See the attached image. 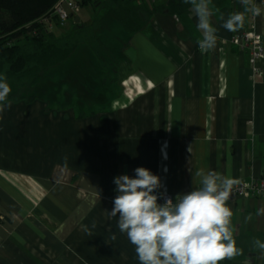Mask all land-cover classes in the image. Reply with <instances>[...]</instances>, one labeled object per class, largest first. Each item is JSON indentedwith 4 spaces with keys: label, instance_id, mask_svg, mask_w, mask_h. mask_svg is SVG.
Segmentation results:
<instances>
[{
    "label": "crops",
    "instance_id": "0c3cea01",
    "mask_svg": "<svg viewBox=\"0 0 264 264\" xmlns=\"http://www.w3.org/2000/svg\"><path fill=\"white\" fill-rule=\"evenodd\" d=\"M139 1L147 16L154 11L141 31L105 25V38L118 40L107 44L120 48L117 79L127 75L101 99L88 98L100 99L101 109L80 111L79 97L62 112L10 102L0 113V264H139L100 201L115 193L116 176L135 177L137 167L160 177L157 195L175 197L200 186L201 168L244 182L264 179V62L254 82L248 51L222 44L236 31L225 30L219 16L242 12L240 0H212L219 39L207 52L198 46L190 4ZM252 23L264 39V12L255 21L247 13L237 31ZM228 205L243 251L222 264H264L253 243L264 242V215H257L264 201Z\"/></svg>",
    "mask_w": 264,
    "mask_h": 264
},
{
    "label": "clouds",
    "instance_id": "9594fccd",
    "mask_svg": "<svg viewBox=\"0 0 264 264\" xmlns=\"http://www.w3.org/2000/svg\"><path fill=\"white\" fill-rule=\"evenodd\" d=\"M197 17L201 37L197 43L202 52L216 47L219 37L212 17L217 9L212 0H184ZM242 12H234L222 27L231 32L242 28L246 14L261 16L264 9L254 0H240ZM12 92L7 77L0 75V113L11 107ZM135 177L127 174L114 178L117 195L113 200L110 217L117 218V227L134 245L139 264H222L242 254L237 246L232 227L233 211L228 205L239 180L203 168L196 171L200 186L179 194L175 201L164 193L157 195L161 179L145 167H137ZM164 197L163 204L158 201ZM257 215H264L261 209ZM251 219V216H249ZM115 240V235L112 236ZM254 246L264 251V242L254 239Z\"/></svg>",
    "mask_w": 264,
    "mask_h": 264
},
{
    "label": "trees",
    "instance_id": "16d2710c",
    "mask_svg": "<svg viewBox=\"0 0 264 264\" xmlns=\"http://www.w3.org/2000/svg\"><path fill=\"white\" fill-rule=\"evenodd\" d=\"M60 1L0 0V75L6 76L7 83L16 89V93L9 96V102L31 105L42 100L27 97L40 85L47 72L55 70L57 73L67 63L71 67L66 69L71 70L67 79L81 75L84 63L79 61L71 64L72 58L80 51L92 55L88 62V72L91 73L88 86H99L97 83L102 69L101 65L93 64V54L96 52H93V48L97 43L104 45L102 39L106 36L107 22L114 21L127 33L134 35L142 30L148 18L154 14L152 10L148 12L149 16L143 13L139 0H80L81 11L93 8L91 22L84 24L80 13L66 27H61L56 19L49 18L50 12ZM78 17L79 22H76ZM61 30L65 33H61ZM113 66L117 70V59ZM62 72L59 75L63 76ZM77 86L80 88V85ZM88 86L85 84L87 91ZM77 104L82 105L83 102Z\"/></svg>",
    "mask_w": 264,
    "mask_h": 264
},
{
    "label": "rangeland",
    "instance_id": "374dc122",
    "mask_svg": "<svg viewBox=\"0 0 264 264\" xmlns=\"http://www.w3.org/2000/svg\"><path fill=\"white\" fill-rule=\"evenodd\" d=\"M93 14H94L93 8L85 9L81 13L82 22L84 24H89L92 20ZM68 28L69 27H67V29ZM60 32L65 33L64 30H61ZM114 35L116 37H118L119 40L121 39V37L118 36L117 33H114ZM102 40H103L104 45L97 43V45L94 46V48H93V52H94V50H96V52L94 54H93V52H91L93 54V64L101 65V69H102V73H100V79L97 83V84H99V86L96 85L95 88L88 86L89 83H91L90 82L91 80H89V78L91 77V73L88 72V69L90 68L88 66L89 65L88 62H89V59L92 57V55L80 51L75 58H72L74 60H73V62H71V64H76L79 61L84 63V66L82 67L83 72H81V75H76L70 79H67L68 73L70 74V72H71V70L66 71L67 68L68 69L71 68V67H69L70 64L67 63L65 66H63L62 70L57 72V73H55V70L47 72L46 75L44 76L43 80L41 81L40 85L34 90V92L29 93L27 98H29V99L38 98V99H42L44 101H47V103L43 102L42 100H40V101L38 100L36 102L46 103V105H47V107H45L46 110H48V111L51 110L53 112H62V111L68 110V108H71L72 105H74L73 99L79 98V97H80L79 100L84 99L83 104L82 105L80 104L78 106V109L80 111L91 110V109H93V111L94 110L98 111L99 109H101L102 106L105 104L100 102V99L102 98V96H98V94H100L102 91L106 94L109 93V92H107V90H109L108 85L110 83L116 84L118 81L123 82L121 80L125 79L124 77H125V75H127V73L125 75L123 74L124 76L121 77V80L117 79V74H116L117 70L113 66V62L117 58L120 57V55H119L120 48H112L111 46H109L107 44V41H110V40L118 41L117 38H104L103 37ZM88 48H86V50ZM88 50L92 51L90 48ZM60 72H62L61 74H63V76L59 75ZM76 73H78L77 70H76ZM77 77H78V79H77ZM76 79L79 80L78 84H77ZM102 80H103V83H102ZM85 84L89 87V91L85 90ZM77 85H80V88H78ZM11 89H12V92H11L10 96L14 95L16 93V89L13 86L11 87ZM93 94H96L95 97H100V99H98V101L96 103H93L92 101H89V103H88V98H92ZM36 102H34V103H36ZM33 104H31V105H33ZM16 105H18V104H16ZM27 106H29V105H27ZM86 106L88 107V109ZM79 110L77 112H79ZM80 114L82 115L83 113H80ZM77 116L75 115V117H77ZM97 152L100 154H103L102 151H97ZM99 159H102V156H101V158L97 157V163H100ZM116 195H117V193L115 192L112 195V197L103 198L100 200V201L104 202L103 216H104L106 222L117 223V218H112V217H110V214H109V212L112 210V208L114 206L113 200H114ZM99 217L100 216L98 215L97 220Z\"/></svg>",
    "mask_w": 264,
    "mask_h": 264
},
{
    "label": "built area",
    "instance_id": "2783aa9c",
    "mask_svg": "<svg viewBox=\"0 0 264 264\" xmlns=\"http://www.w3.org/2000/svg\"><path fill=\"white\" fill-rule=\"evenodd\" d=\"M80 0H61L54 9L50 12L49 18L56 19L61 27H66L70 21L81 13ZM254 3L261 7L264 6V0H254ZM258 16H253V21ZM47 21H49L46 18ZM223 45H231L238 47L240 50H247L249 53V65L252 72V80L257 82L263 75L262 63L264 62V39L263 36L256 33V25L252 23L249 28L242 31H236L228 40L222 41ZM175 201V196L170 193H165ZM240 198H260L264 201V179L252 180L251 182L239 181V184L234 187L228 204ZM165 202L164 197H161L159 203Z\"/></svg>",
    "mask_w": 264,
    "mask_h": 264
},
{
    "label": "water",
    "instance_id": "95a60500",
    "mask_svg": "<svg viewBox=\"0 0 264 264\" xmlns=\"http://www.w3.org/2000/svg\"><path fill=\"white\" fill-rule=\"evenodd\" d=\"M76 22H79V17H78V18H76Z\"/></svg>",
    "mask_w": 264,
    "mask_h": 264
}]
</instances>
